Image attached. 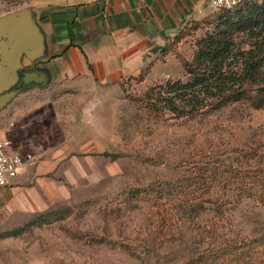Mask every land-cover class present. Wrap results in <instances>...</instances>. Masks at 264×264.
<instances>
[{
	"label": "rangeland",
	"instance_id": "rangeland-1",
	"mask_svg": "<svg viewBox=\"0 0 264 264\" xmlns=\"http://www.w3.org/2000/svg\"><path fill=\"white\" fill-rule=\"evenodd\" d=\"M83 1L0 0V17L23 11L30 44L21 56L23 82L42 77L31 66L24 69L44 40L37 7ZM215 13L210 6L198 29L168 48L172 57L157 62L148 78L168 73L185 80L174 54L191 61L195 40L213 31ZM245 42L237 39L243 49ZM142 81L129 82L103 116L91 118L85 125L91 135L75 132L86 110L76 95L29 89L20 79L10 88L13 98L0 110V137L14 153L31 158L0 189V264H197L212 240L264 233V193L237 201L231 189L213 190L200 202V213L188 218L172 206L173 188L159 190L161 183L209 165L264 166V105L235 103L172 119L150 109L145 95L152 83ZM38 216L45 220L30 225ZM100 238L118 246L96 244Z\"/></svg>",
	"mask_w": 264,
	"mask_h": 264
},
{
	"label": "trees",
	"instance_id": "trees-1",
	"mask_svg": "<svg viewBox=\"0 0 264 264\" xmlns=\"http://www.w3.org/2000/svg\"><path fill=\"white\" fill-rule=\"evenodd\" d=\"M215 10L216 25L212 32L195 40L192 60L188 61L180 53L174 54L186 79L155 80L148 88L145 96L152 111H167L172 119H185L198 112L235 103L257 108L264 105V0L260 4L256 0H242L230 9ZM200 22L191 21L183 27L165 47L164 54L188 31L198 29ZM243 36L246 49L237 43V39ZM144 75L141 73L135 81H142ZM129 86H124L123 91ZM209 166L208 171L159 185L160 191L173 188L172 206L182 216L193 218L198 215L204 208L200 202L213 190L231 189L237 201L260 199L264 193V166ZM132 193L130 195L134 196ZM43 220L45 216H38L29 224H39ZM94 242L111 248L118 246L104 238ZM258 253L260 256L256 257ZM195 260L197 264H264V233L244 241L232 239L219 244L212 240Z\"/></svg>",
	"mask_w": 264,
	"mask_h": 264
},
{
	"label": "crops",
	"instance_id": "crops-1",
	"mask_svg": "<svg viewBox=\"0 0 264 264\" xmlns=\"http://www.w3.org/2000/svg\"><path fill=\"white\" fill-rule=\"evenodd\" d=\"M210 6L209 0H86L40 5L35 14L44 40L38 58L25 61L24 69L31 66L28 70L33 67L42 77L27 84L19 68L18 80L29 89L76 95L78 105L86 110L75 132L91 135L85 125L103 116L123 87L141 73L145 74L144 86L170 78L168 73L148 76L157 62L166 63L172 57L164 50L179 31L201 20Z\"/></svg>",
	"mask_w": 264,
	"mask_h": 264
},
{
	"label": "water",
	"instance_id": "water-1",
	"mask_svg": "<svg viewBox=\"0 0 264 264\" xmlns=\"http://www.w3.org/2000/svg\"><path fill=\"white\" fill-rule=\"evenodd\" d=\"M23 11L0 17V110L13 97L10 88L18 80L20 58L30 50Z\"/></svg>",
	"mask_w": 264,
	"mask_h": 264
},
{
	"label": "built area",
	"instance_id": "built-area-1",
	"mask_svg": "<svg viewBox=\"0 0 264 264\" xmlns=\"http://www.w3.org/2000/svg\"><path fill=\"white\" fill-rule=\"evenodd\" d=\"M214 9H230L242 0H209ZM11 143L0 137V188L8 187L18 176L30 155L21 156L12 151Z\"/></svg>",
	"mask_w": 264,
	"mask_h": 264
},
{
	"label": "flooded vegetation",
	"instance_id": "flooded-vegetation-1",
	"mask_svg": "<svg viewBox=\"0 0 264 264\" xmlns=\"http://www.w3.org/2000/svg\"><path fill=\"white\" fill-rule=\"evenodd\" d=\"M20 73V72H19ZM19 76H20V74H19Z\"/></svg>",
	"mask_w": 264,
	"mask_h": 264
}]
</instances>
